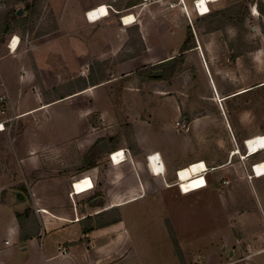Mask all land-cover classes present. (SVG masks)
I'll return each mask as SVG.
<instances>
[{
	"label": "rangeland",
	"instance_id": "1",
	"mask_svg": "<svg viewBox=\"0 0 264 264\" xmlns=\"http://www.w3.org/2000/svg\"><path fill=\"white\" fill-rule=\"evenodd\" d=\"M123 1L138 0L115 3ZM250 4V0H218L211 4L207 14L198 15L195 11L191 18H184L185 24L186 20L190 23L191 33L195 29V38L208 42V52L203 45L201 59L197 50H190L177 76L175 73L157 79L162 74L150 78L137 73L150 65L121 74L115 67L116 61L124 58L121 54L116 59L89 60L78 68L79 76L73 80L68 79V71L75 67H54L56 71L62 69L61 77H67V81L46 90V100L110 79L93 92L65 102L81 106L83 112L91 109L82 114L81 121L94 127L85 132L97 135V143L106 139L111 149L114 145L110 139H115L116 146H126L132 155L140 144L148 154L160 156L165 169L173 172L171 178H166L170 177L168 174L164 177L173 183L171 187L163 186L159 194L126 207L125 229L132 238L126 264H264V150L253 152L251 144L253 137L264 134V20L251 10ZM234 6L247 8L242 24L236 16L241 9L231 10ZM13 8L15 12L22 10L18 17H26V22L0 35V58L8 53L5 45L13 32L25 44L41 36L43 29L46 34L57 29L48 0H40L25 11L22 1L0 0V28L3 14ZM217 11H223L224 17L219 16L209 25L208 17ZM161 40L163 48L168 49V35ZM237 54L244 55V77L237 74V66L241 65L240 60L234 59ZM30 66L38 78L37 66ZM238 80L239 86L243 82L250 89L243 95L226 97L224 87L236 90ZM258 82L260 86L254 88ZM63 105L50 110L54 113ZM54 114L44 111L17 119L16 113L9 110L12 125L0 133L3 201L18 191V186L23 185L20 181L28 184L36 178L35 174L25 177L18 163V158L26 157L28 152L41 157V165L49 174L69 173L72 182L83 177L76 169L82 163L80 153H84L86 146L77 149L74 139H56L68 137L74 131L68 114ZM57 116L65 118L59 121ZM38 117L41 122L45 118V131L41 130ZM43 138L45 149L31 145L42 143ZM234 150L238 152L232 155ZM93 155L98 165H104L108 158L99 150ZM200 160L206 165V187L180 194L176 170ZM5 215L0 213L3 229L8 224ZM35 225V221L29 223L31 227Z\"/></svg>",
	"mask_w": 264,
	"mask_h": 264
},
{
	"label": "crops",
	"instance_id": "2",
	"mask_svg": "<svg viewBox=\"0 0 264 264\" xmlns=\"http://www.w3.org/2000/svg\"><path fill=\"white\" fill-rule=\"evenodd\" d=\"M195 1L138 0L115 3V0H48L56 21V30L46 34V29H43L41 36L25 44L16 32L12 33L11 36L17 37L19 43L14 51H9L6 42L8 53L0 58V93L8 94L9 107L16 113L17 119L44 111L49 115L68 114L74 132L68 137L60 136L56 139H74L77 149L86 146L84 153H80L82 163L76 169V173L85 177L72 182L69 173L49 174L41 165V157L38 154L32 155V152L18 158L24 176L35 174L36 178L28 184L23 180L19 182L23 185H19L15 192L23 195L24 200L15 198L13 192L12 198L0 202V213H6L8 222L3 229V222L0 221V264H126L132 244L131 235L125 229L126 207L136 200L159 194L163 186L171 187L173 183L164 177L168 174L170 177L166 178H171L173 172L165 169L160 156L148 154L140 144L133 155L123 145L110 149L126 151L124 161L111 162L108 154L104 153L108 158L104 165H98L92 158L94 152L99 150L98 144L101 141L97 143V135L85 132L94 127L81 121L82 114H87L89 110L91 112V109L83 112L81 106H71L65 101L93 92L105 82H111L110 79L99 84L76 87L74 91L51 100H46V90L67 81V77H61L62 69L56 71L54 67H75L68 71V79L73 80L79 76L78 68L87 65L93 58L116 59V55L121 54L124 58L116 61L115 67L121 74L127 75L142 66L177 56L186 40L190 24L187 20L185 24L183 19L191 18L195 13ZM212 3L208 2V7ZM250 3L251 10H255L264 20V0H250ZM100 4L107 6V17L95 21L87 19L86 12ZM128 15L134 21L124 23L122 18ZM194 32L195 29L192 33L196 45L183 52L184 60L190 50H197L203 59V45L208 52V42L200 40L198 36L195 38ZM166 34L171 45L165 50L161 39ZM234 59L240 60L241 65L236 70L237 74L240 72L244 77V55L237 54ZM29 64L37 66L38 78L35 70L28 67ZM237 86L236 90L224 87V91H227L225 96L243 95L250 89L243 82ZM255 86H260V82ZM211 87L214 89L212 83ZM60 103L64 104L62 108L52 113L50 109ZM57 118L60 121L65 116ZM44 119L41 122L38 117L43 131ZM42 140V143L31 145L43 146L45 149L46 139ZM106 142L109 146L108 140ZM26 145L30 146V143ZM152 161L159 162L161 173L152 172ZM26 209L30 213L23 219L24 237H20V225L15 213H22ZM31 221H35L36 225L29 226ZM62 249L64 253L60 252Z\"/></svg>",
	"mask_w": 264,
	"mask_h": 264
},
{
	"label": "trees",
	"instance_id": "3",
	"mask_svg": "<svg viewBox=\"0 0 264 264\" xmlns=\"http://www.w3.org/2000/svg\"><path fill=\"white\" fill-rule=\"evenodd\" d=\"M17 1H22L24 2V11L28 10V9H32V7L36 6L37 3L40 2V0H30V4L28 3V0H17ZM258 6L260 7V4L258 3ZM237 8L241 9V14L239 15V13H235L237 14V18L240 24H242L244 22L245 19V13H247V8L246 7H241V6H234L231 8V10H236ZM224 17L223 15V11H217L213 14H211L208 18V24L211 25L215 19H217L218 17ZM26 22V17L21 16L18 17L15 15V9H8L7 11H5V13L3 14L2 17V22H1V28H0V35L8 33L9 31L12 30L13 26L16 24H21L24 25ZM191 41L192 44L189 45V42ZM195 47V42L193 40V36L192 33L190 31V29L188 28L187 31V37L186 40L184 42V44L181 47V50L179 52V54L173 58H170L168 60L162 61L160 63H157L155 65H150V66H146L141 68L140 70H138V74H140V72H142L146 77H150L153 78L152 76V72L155 69H159L162 71V76L161 77H157V79H161V78H169L171 77L173 74L179 72L181 70L182 67V63H183V52L189 50L190 48ZM115 139H110V143L112 142V144L114 145V148L116 147L115 145ZM20 188H23V186H20ZM4 193H2V195L0 196V202H3V195ZM30 210L26 209L25 211H23L22 213H15V217L18 221V224L20 225V237H24L23 236V227H22V222L24 218H27V216L29 215ZM174 241V240H173ZM174 248L176 250V253L178 255V257L181 259V255L179 254L178 251V247L176 242L174 241Z\"/></svg>",
	"mask_w": 264,
	"mask_h": 264
},
{
	"label": "bare ground",
	"instance_id": "4",
	"mask_svg": "<svg viewBox=\"0 0 264 264\" xmlns=\"http://www.w3.org/2000/svg\"><path fill=\"white\" fill-rule=\"evenodd\" d=\"M215 1L218 0H196L194 3L196 6V13L198 15L207 14L209 12L208 2H215ZM107 14H108L107 6L104 4H100L97 7L88 10L86 17L90 21H95L100 17L106 16ZM122 20L124 21V23H130L134 21V18L128 15L122 18ZM17 40L18 38L14 37L11 42L12 51L16 49L15 44ZM251 144H252L253 152H259L264 150V134H260L253 137L251 139ZM237 152H238L237 150H234L232 152V155L236 154ZM121 157H122V152L119 151L112 155V161L119 162L120 161L119 158ZM154 167L157 170L156 173H159L160 172V170H158L159 166L154 165ZM205 171H206V165L201 160L189 163L187 166L180 168L177 172L176 177H177L178 185H180V188L182 189L183 193H188L203 188L204 186L203 184L205 183V178L203 177V175Z\"/></svg>",
	"mask_w": 264,
	"mask_h": 264
},
{
	"label": "built area",
	"instance_id": "5",
	"mask_svg": "<svg viewBox=\"0 0 264 264\" xmlns=\"http://www.w3.org/2000/svg\"><path fill=\"white\" fill-rule=\"evenodd\" d=\"M172 6H173V4H172ZM86 15H87V12H86ZM13 38H14V36H11L10 39L8 40V43H7V48L9 49V51L12 50L11 42H12ZM18 43H19V39L17 40V42H16V44H15V47L18 46ZM1 85H2V84H1V74H0V86H1ZM9 110H10V107H9V99H8V95H7L5 92H2V93H0V132H2V131H6L7 128H8V127H11V125H12L13 117H9V116H8ZM119 151L122 152V157L119 158V160H120V161H124V160L126 159V155H125L126 151H124L123 149L113 150V151H110V152L108 153V157H109V160H110L111 162H112V155L115 154V153H117V152H119ZM262 162H264V160H263ZM262 162H261V163H262ZM154 165L159 166V167H158V170H160L159 173H161L162 171H161V169H160L161 167H160L158 161H152V162L150 163V167H151V169H152V172L156 174V171H157V170L155 169ZM253 166H254V164L251 165V168H253ZM177 172H178V171H176V173H175L176 176H177ZM159 173H157V174H159ZM83 177H85V176H83ZM83 177H81V178H79V179L82 180ZM71 185H72V187H73V183H71ZM203 185H204L203 187L206 186L205 183H204ZM177 186H178L179 191H180L181 193H183L182 189L180 188V185H178V181H177ZM73 188H74V187H73ZM73 190H74V189H73ZM74 191H75V190H74ZM60 252H61V253H64V250L62 249Z\"/></svg>",
	"mask_w": 264,
	"mask_h": 264
},
{
	"label": "water",
	"instance_id": "6",
	"mask_svg": "<svg viewBox=\"0 0 264 264\" xmlns=\"http://www.w3.org/2000/svg\"><path fill=\"white\" fill-rule=\"evenodd\" d=\"M22 14V10L21 9H17L16 10V12H15V15L16 16H20ZM162 74V71H155V72H153V76H159V75H161ZM98 149L101 151V152H103V153H106V154H108L109 152H110V148H109V146H108V144H107V142H106V140H102L99 144H98ZM14 196H15V198H18V199H23L24 200V196L23 195H21L19 192H15L14 193Z\"/></svg>",
	"mask_w": 264,
	"mask_h": 264
},
{
	"label": "flooded vegetation",
	"instance_id": "7",
	"mask_svg": "<svg viewBox=\"0 0 264 264\" xmlns=\"http://www.w3.org/2000/svg\"><path fill=\"white\" fill-rule=\"evenodd\" d=\"M178 73H179V72H177L175 75H177ZM175 75H174V76H175Z\"/></svg>",
	"mask_w": 264,
	"mask_h": 264
}]
</instances>
